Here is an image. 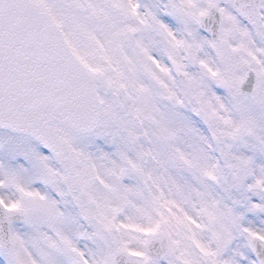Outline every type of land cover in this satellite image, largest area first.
Instances as JSON below:
<instances>
[{
  "label": "snow or ice",
  "instance_id": "obj_1",
  "mask_svg": "<svg viewBox=\"0 0 264 264\" xmlns=\"http://www.w3.org/2000/svg\"><path fill=\"white\" fill-rule=\"evenodd\" d=\"M0 264H264V0H0Z\"/></svg>",
  "mask_w": 264,
  "mask_h": 264
}]
</instances>
